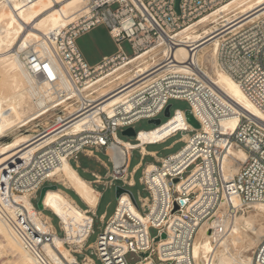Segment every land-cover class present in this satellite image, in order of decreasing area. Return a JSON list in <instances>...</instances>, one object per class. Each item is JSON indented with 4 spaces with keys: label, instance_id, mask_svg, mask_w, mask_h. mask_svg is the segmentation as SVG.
<instances>
[{
    "label": "built area",
    "instance_id": "built-area-1",
    "mask_svg": "<svg viewBox=\"0 0 264 264\" xmlns=\"http://www.w3.org/2000/svg\"><path fill=\"white\" fill-rule=\"evenodd\" d=\"M18 1L30 5L37 0ZM177 1L85 0L73 21L55 34L54 53L46 47L43 53L34 50L29 57H23L27 87L34 100L41 103L39 121L45 116L48 118L37 129L34 139L48 141L2 174L0 216L37 262L54 264L43 251V245L53 243L54 234L59 233L55 227V233L45 229L42 221L49 224L42 217L44 210H40L35 201L45 186L56 181L53 170L62 163V158L77 161L82 153L98 159L95 151L108 153L112 146L121 147L125 156L121 165L117 166L109 154L114 165L113 171L108 173L111 178L94 174L95 179L106 188L116 180L133 187L134 174L143 166L144 157H159L156 152L143 151L142 147L127 148L119 142L118 132L142 119H157L172 99L189 103V110L200 128L190 124L164 140L147 143H162L178 133L187 132L189 136L177 153L160 158V163H155L150 170L147 164L144 166L142 182L148 196L139 198L141 205L125 189L118 198L114 214L107 219L105 214L101 216L103 229L94 249L102 264H130L127 255L132 252L140 257L134 264H198L194 241L205 223L221 219L222 213L235 215L237 210H244L253 203L264 204V124L241 114L234 130L223 131L222 120L235 112L194 63L196 45L186 44L192 54L186 62L181 64L174 57V51L181 46L175 38L177 33L232 0H179L178 9ZM13 2L0 0V4L11 6ZM99 25L107 27L118 46L127 40L134 54L129 57L120 49L99 64L90 65L77 41ZM227 32L222 33L219 43V65L264 114V18L236 32ZM149 52L156 53L154 64L146 73L137 72L131 62ZM178 64L183 66L178 67ZM128 67L132 69L127 70L131 76L126 85H118L106 96L94 90L87 93L92 83L111 73L116 76ZM129 85L132 86L126 89L125 99L114 104L110 113L104 110L96 113L100 122L85 124L77 132L70 131L73 122L89 116L99 103ZM95 95L99 96L95 98ZM70 103L76 106L72 113ZM178 111L182 110L176 109L171 117ZM182 112L186 117V111ZM17 127L15 129H19ZM140 131H136L137 135ZM135 139L138 142L137 136ZM232 147L243 149L246 157L236 159L239 170L230 175L235 167L228 168L227 164ZM134 149H139L142 161L129 172ZM17 194H28L35 211L30 212L24 203L16 201ZM234 198L240 200L239 207L234 205ZM95 213L88 212L92 225L87 239L73 244V254L86 249L94 232ZM208 227L213 235L216 227ZM60 229L65 236L61 224ZM151 229H156L157 234L152 236ZM65 245L71 244L66 242ZM87 257L83 261L76 257L73 262H66L85 264ZM253 264H264V240L254 253Z\"/></svg>",
    "mask_w": 264,
    "mask_h": 264
},
{
    "label": "bare ground",
    "instance_id": "bare-ground-1",
    "mask_svg": "<svg viewBox=\"0 0 264 264\" xmlns=\"http://www.w3.org/2000/svg\"><path fill=\"white\" fill-rule=\"evenodd\" d=\"M13 1V6L0 4V74L3 75L1 86L3 89L0 88V138L8 137V140L0 142V178L13 164L29 157L48 141L34 139L36 128L41 126L36 123L42 116L41 103L34 100L27 87L23 57H29L30 52L34 50L43 53L46 47L54 53L55 34L72 22L85 4V0H37L30 5H24L18 0ZM263 18L264 0H232L175 35L181 42V46L174 51L176 61L182 64L191 58L192 54L186 48V44L193 42L196 45L194 63L235 112L234 115L222 120L223 131L234 130L241 114L264 124V114L248 99L240 84L221 69L217 59L219 43L224 32H236L243 26ZM225 21H228L227 25L232 24L220 31L222 27L227 26L223 25ZM155 55L156 53L154 55L151 52L145 53L131 64L137 72L146 73L154 64ZM182 66L178 64V67ZM131 67L125 68L116 76L111 73L108 77L97 80L91 84L87 93L94 90L101 96H106L118 85H126L127 79L131 76L127 70H131ZM130 86L132 85L124 87L99 103V107H96L89 116L73 122L69 127L70 131L77 132L85 124L100 122L96 113L101 110L110 113L114 104L125 99L126 89ZM2 94H5V97ZM75 107L72 105L69 111L74 112ZM44 119L47 120V116ZM189 125L185 113L178 111L175 116L154 129L141 130L137 135L138 142L131 143L121 138L118 140L129 149L137 146L146 151L145 144L164 140L176 130ZM16 127L19 129H15ZM188 139L189 136H185L184 140ZM108 152L114 157L117 166L123 163L125 156L121 147L112 146ZM229 154L231 156L227 161L228 168L235 166L230 170L229 174L232 175L239 170V165H235L236 159L244 160L246 154L239 147L230 148ZM147 166L150 170L155 163H148ZM53 175L56 182L58 180L65 188L73 190L87 205V209L80 207L59 187L48 189L43 199L44 209L50 210L58 217L65 232V236L54 234L53 243H45L43 251L54 264H67L73 262L76 257L71 252L72 248L68 249L65 243L68 242L72 246L87 239L92 225V216L88 212H95L100 201V192L79 174L66 157H63L62 163L53 170ZM15 200L24 203L30 212L35 211L28 194H17ZM233 200L234 205L239 207L240 200L238 198ZM42 217L49 224L42 221L45 229H52L55 233L54 225L44 211ZM220 218L205 223L196 236L194 254L198 264H253L254 253L264 240V204L253 203L244 210H237L235 215L222 213ZM208 226L216 227L213 235L208 232ZM0 233L13 250L21 253L22 260L19 264H41L1 216ZM251 251H254L253 255L249 254ZM85 264H94V261L88 256Z\"/></svg>",
    "mask_w": 264,
    "mask_h": 264
},
{
    "label": "rangeland",
    "instance_id": "rangeland-1",
    "mask_svg": "<svg viewBox=\"0 0 264 264\" xmlns=\"http://www.w3.org/2000/svg\"><path fill=\"white\" fill-rule=\"evenodd\" d=\"M77 44L81 52L83 53L84 57L86 58L87 62L92 66L99 64L106 57L115 54L120 49L124 51L126 55H128L129 57H131L134 54V50L131 44L127 40L123 41L118 46L114 41V39L111 37L109 30L105 25H99L94 29H92L91 31L83 34L78 39ZM2 83H3V75L0 74L1 89H3L1 87ZM2 96L5 97V94H2ZM169 104L171 105L172 114L176 109L182 111H187L190 109L189 103L185 100L172 99L169 102ZM158 118L162 120V123L168 120V117L165 116L164 112L161 113L158 116ZM38 121L39 120H37L36 123L41 124V126H43L45 121L47 120L43 119L40 120L39 122ZM40 127H37L36 129H39ZM133 127L135 128L136 131H140V130L148 131L154 129L155 127H157V125L150 123L149 119H142L139 122H136L133 125ZM186 134L187 132L178 133L177 136L172 137L166 140L165 142L157 143V144H147L145 148L149 152H156L159 159L166 158L172 154L177 153L179 150L182 149V147L185 145L184 138ZM118 137L125 141H129L131 143L136 142L135 137L123 136L122 132H118ZM7 138L8 137L0 138V142L8 140ZM95 155L98 157V159L102 160L108 167H106L103 163H101L97 158L88 157L82 153L79 155L77 161L76 160L71 161V164L74 167H77L80 174L83 175L85 178H87L89 181L95 178L93 173L99 174L104 179H106L107 177H109L108 173L112 172L114 167L109 154L106 153L105 150L95 151ZM159 159L148 155L144 157L142 161L141 153L139 149H134L131 151V155H130L129 172H132L141 161L143 166L140 167L134 174L135 185L133 187L124 185L122 180L114 181V184L111 187H107V188L105 186L94 187L102 192L99 205L96 209V213L94 216V225H93L94 232L93 234H91L90 238L86 243V249L81 253L77 252L74 254L78 258V260L83 261L84 257L89 256L90 258L93 259L94 264H102V262L98 259L97 255L95 254V249H94V244L98 238V235L101 233L103 229L101 216L105 214L107 219L114 214L118 204L117 187H123L124 189L132 192L135 198L137 199L138 204L141 205L139 198L140 197L144 198L148 196V192L144 189L145 186L142 182L144 166L148 163H160ZM54 184H57L59 188L66 191L68 195L71 196L80 207L86 208V205L73 190L65 188L61 183L58 182V180L57 182L55 181L50 185H54ZM39 197H40V193L38 195V199L35 201L37 207H38ZM44 214H46L50 218L51 222L53 223L59 235L63 236V232L60 229L58 217L47 209H44ZM156 234H157V230L151 229V235L154 236ZM70 247L73 248L74 246L73 245L67 246L68 249ZM253 253L254 251L249 252L250 255H253ZM21 260H22L21 253L11 249L4 240V238L2 237V235L0 234V264H19ZM138 260H140V257L133 252L127 255V261L130 264H134Z\"/></svg>",
    "mask_w": 264,
    "mask_h": 264
},
{
    "label": "water",
    "instance_id": "water-1",
    "mask_svg": "<svg viewBox=\"0 0 264 264\" xmlns=\"http://www.w3.org/2000/svg\"><path fill=\"white\" fill-rule=\"evenodd\" d=\"M178 3H179V0L177 1V9H178ZM164 114L166 117L170 118L171 117V105L169 104L165 111H164ZM186 119L187 121L196 129L200 128V123L198 122V120L194 117V115L192 114V112L190 110H187L186 111ZM150 123H153V124H156L157 126L158 125H161L162 123V120L160 118H157V119H150L149 120ZM122 135L123 136H126V137H136L137 136V133L135 131V129L133 127H130L126 130H124L122 132ZM58 187L57 184H54V185H50V186H45L41 192H40V197H39V201H38V208L40 210H44V206H43V199L45 197V194L46 192L48 191V189H56ZM125 192V189L122 188V187H117V197L119 198L123 193ZM129 194L131 195L132 199L134 200V197H133V194L132 192L128 191ZM135 202V201H134ZM165 237V235L163 236Z\"/></svg>",
    "mask_w": 264,
    "mask_h": 264
},
{
    "label": "crops",
    "instance_id": "crops-1",
    "mask_svg": "<svg viewBox=\"0 0 264 264\" xmlns=\"http://www.w3.org/2000/svg\"><path fill=\"white\" fill-rule=\"evenodd\" d=\"M146 152H149V151H147L146 150ZM109 153V152H108ZM76 169H77V167H75ZM77 171H78V169H77ZM79 172V171H78ZM79 174H80V172H79ZM94 174H96V173H93V175ZM81 175V174H80ZM99 175V174H98ZM82 177H84L83 175H81ZM95 176V175H94ZM101 176V175H100ZM85 178V177H84ZM85 179H87V178H85ZM87 181L88 182H90L91 183V185L93 186V187H100V186H102V185H100V184H97V182H96V179L94 178L93 180H88L87 179ZM99 192H100V198H101V195H102V192L100 191V190H98ZM84 203V202H83ZM85 204V203H84ZM86 205V204H85ZM99 205V204H98ZM98 207V206H97ZM85 209H87V205H86V208ZM97 209V208H96ZM95 212H96V210H95ZM1 234V233H0ZM2 235V234H1ZM2 237L4 238V240L6 241V239H5V237L2 235ZM6 243L8 244V242L6 241ZM9 245V244H8ZM9 247L11 248V246L9 245ZM12 249V248H11Z\"/></svg>",
    "mask_w": 264,
    "mask_h": 264
}]
</instances>
